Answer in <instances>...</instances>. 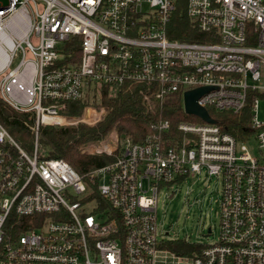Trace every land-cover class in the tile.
<instances>
[{
  "label": "built area",
  "instance_id": "built-area-1",
  "mask_svg": "<svg viewBox=\"0 0 264 264\" xmlns=\"http://www.w3.org/2000/svg\"><path fill=\"white\" fill-rule=\"evenodd\" d=\"M177 11L207 43L181 39ZM75 38L72 62L65 46ZM0 52V101L31 114L34 136L28 152L0 122V264H264V0H0ZM134 84L160 104L180 93L183 106L187 91L211 87L198 105L249 118L243 132L256 134L258 155L210 114L216 124L180 122L181 142L165 143L171 122L160 120L142 143L112 135L92 145L88 154L115 160L87 176L47 158L43 126L95 127L107 113L61 115L67 102ZM202 173L222 184L220 236L176 253L168 243L179 239L159 232L160 189ZM26 218L29 228H16Z\"/></svg>",
  "mask_w": 264,
  "mask_h": 264
},
{
  "label": "trees",
  "instance_id": "trees-1",
  "mask_svg": "<svg viewBox=\"0 0 264 264\" xmlns=\"http://www.w3.org/2000/svg\"><path fill=\"white\" fill-rule=\"evenodd\" d=\"M171 26L180 30L181 39L185 42L207 43L205 34L200 32L181 11L173 15ZM65 48L67 54L74 55L72 62L80 60L79 39L75 38L68 42ZM149 88L147 84L127 85L114 94L111 87L103 86L100 89L99 99L96 92L90 94L85 101L67 102L65 109L60 111L61 115L80 117L85 107L90 105L98 109L105 108L107 113L103 121L95 127L43 126L40 131V141L48 151L47 158L65 159L79 173L87 176L91 171L113 162L115 157L87 154L84 151L85 146L97 144L111 135H116L120 141L142 143L149 135L156 132L160 120L171 122V130L164 137L165 143L181 142L184 137L178 132V124L182 121L201 122V119L185 113L180 93L168 97L165 103L160 104ZM209 111L232 134L243 132L245 126L249 125L247 117L225 112L222 115L227 118L221 121L219 115L211 109ZM30 116L31 114L16 112L5 102L0 101V122L28 152L33 150L34 136L24 121ZM86 182L97 186L101 179L87 177ZM27 222V218L22 219L18 224L16 223V228L27 230L29 228L25 225ZM168 247L176 253L184 254H195L203 249L201 244L189 243L185 240L170 241Z\"/></svg>",
  "mask_w": 264,
  "mask_h": 264
},
{
  "label": "rangeland",
  "instance_id": "rangeland-1",
  "mask_svg": "<svg viewBox=\"0 0 264 264\" xmlns=\"http://www.w3.org/2000/svg\"><path fill=\"white\" fill-rule=\"evenodd\" d=\"M31 41L34 45L37 44L35 36L31 37ZM19 60V57L15 59L12 68L18 65ZM219 116L227 118L222 114ZM258 118L264 122V98L259 99ZM113 136L117 138L116 135ZM111 137L112 135L103 140H109ZM236 137L239 144L243 143L248 146L252 155H258L257 137L254 132L238 131ZM91 146H85V153L88 154L87 151ZM221 193V181L216 177H208L205 173L188 178L181 185L161 188L157 212L159 232L169 240L178 238L195 244H215L220 236L219 199ZM210 228L212 235L206 238Z\"/></svg>",
  "mask_w": 264,
  "mask_h": 264
},
{
  "label": "water",
  "instance_id": "water-1",
  "mask_svg": "<svg viewBox=\"0 0 264 264\" xmlns=\"http://www.w3.org/2000/svg\"><path fill=\"white\" fill-rule=\"evenodd\" d=\"M211 87H202L198 89H194L191 91H187L184 94V110L187 115L195 116L202 121L209 123V124H216L217 120L213 119L209 114L206 108L201 107L198 105V100L211 91ZM211 228L208 230V234L206 237L210 236Z\"/></svg>",
  "mask_w": 264,
  "mask_h": 264
},
{
  "label": "bare ground",
  "instance_id": "bare-ground-1",
  "mask_svg": "<svg viewBox=\"0 0 264 264\" xmlns=\"http://www.w3.org/2000/svg\"><path fill=\"white\" fill-rule=\"evenodd\" d=\"M6 64V58L4 54L0 52V69H2Z\"/></svg>",
  "mask_w": 264,
  "mask_h": 264
}]
</instances>
